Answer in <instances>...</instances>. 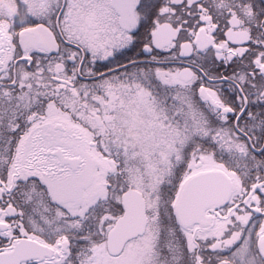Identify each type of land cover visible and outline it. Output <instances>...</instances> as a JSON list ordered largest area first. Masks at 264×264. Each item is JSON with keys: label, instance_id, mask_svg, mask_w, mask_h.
I'll list each match as a JSON object with an SVG mask.
<instances>
[{"label": "snow or ice", "instance_id": "snow-or-ice-1", "mask_svg": "<svg viewBox=\"0 0 264 264\" xmlns=\"http://www.w3.org/2000/svg\"><path fill=\"white\" fill-rule=\"evenodd\" d=\"M0 264H264V0H0Z\"/></svg>", "mask_w": 264, "mask_h": 264}]
</instances>
